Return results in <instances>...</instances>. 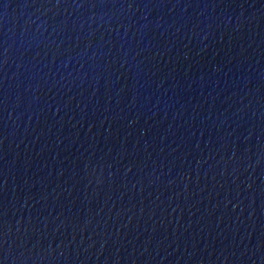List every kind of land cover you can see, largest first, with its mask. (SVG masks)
Returning <instances> with one entry per match:
<instances>
[{
  "label": "water",
  "instance_id": "95a60500",
  "mask_svg": "<svg viewBox=\"0 0 264 264\" xmlns=\"http://www.w3.org/2000/svg\"><path fill=\"white\" fill-rule=\"evenodd\" d=\"M0 264H264V0H0Z\"/></svg>",
  "mask_w": 264,
  "mask_h": 264
}]
</instances>
